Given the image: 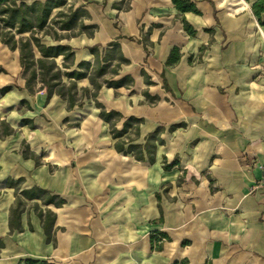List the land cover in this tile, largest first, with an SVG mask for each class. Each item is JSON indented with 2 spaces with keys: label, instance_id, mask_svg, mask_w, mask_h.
Listing matches in <instances>:
<instances>
[{
  "label": "crops",
  "instance_id": "obj_1",
  "mask_svg": "<svg viewBox=\"0 0 264 264\" xmlns=\"http://www.w3.org/2000/svg\"><path fill=\"white\" fill-rule=\"evenodd\" d=\"M38 1L46 0H23ZM194 1L200 14L180 12L172 0H67L55 8L36 35L72 47L68 71L95 65L90 48L103 58L116 42L128 62L118 67L113 58L97 81L133 79L73 109L57 94L47 101L40 83L30 94L19 50L0 39V117L16 130L2 136L0 128V264H264V26L256 0ZM61 12L76 14L71 26H62ZM174 48L179 59L168 64ZM56 61L62 66L63 56ZM89 76L77 80L79 98L95 89ZM96 100L123 115L118 130L128 117L143 119L136 144L165 128L153 162L116 149ZM23 141L42 164L23 156ZM19 179V191L39 186L64 203L26 200L23 230L12 231L10 181ZM35 203L56 214L51 241ZM156 231L169 236L160 250L151 245Z\"/></svg>",
  "mask_w": 264,
  "mask_h": 264
},
{
  "label": "trees",
  "instance_id": "obj_2",
  "mask_svg": "<svg viewBox=\"0 0 264 264\" xmlns=\"http://www.w3.org/2000/svg\"><path fill=\"white\" fill-rule=\"evenodd\" d=\"M248 1V0H247ZM176 8L180 12H194L200 14L194 0H172ZM67 0H46L45 2H35L27 5L23 0H0V39L4 44H7L11 50H19L20 63L22 67L23 77L26 79V89L30 94H35L40 83V89H46L47 101L51 99L54 94L62 97L68 101V109H73L75 106H83L84 97L96 98L99 92L104 87L118 88L125 84L131 85L133 79L131 77H124L118 80H109L105 85L100 84L97 78L102 76L110 66V60L118 58L119 65L128 62V60L117 50V43L111 42L109 46L112 47L111 51H107L106 55L101 58L99 47H91V51L96 56L95 65L89 62H82L78 64L80 70L68 71L74 63V52L72 47L65 44L58 45H45L41 42L40 38L36 35L37 31L44 30L49 25V20L55 8L66 5ZM252 11L258 18L260 25L264 26V0H256L252 5ZM60 16H68L67 21L62 23L63 27L71 26V22L76 16L75 13L68 15L61 12ZM53 22V20L51 21ZM185 28L190 34H195L193 27L187 22ZM31 32L30 36H24V33ZM19 34V39L16 38ZM34 47H37L40 52V57H36ZM118 52H117V51ZM63 56L64 62L62 66L58 65L56 59ZM179 59L178 49L174 48L168 59V64L173 63ZM93 73L89 76V72ZM115 72L118 69H114ZM0 72H5L4 68L0 67ZM89 76L91 83L94 85L93 93L89 89H83V95L78 97L77 80ZM64 77L70 80L69 84L64 82ZM10 87L2 89V93H6ZM96 105L100 109V116L110 124V132L112 137L117 140L116 149L125 154L131 153L139 161H145L147 158L150 162L155 160V155L158 145L164 143L161 134L165 131L162 126L158 127L155 131L149 133L145 137V143L136 144L135 141L140 137V125L143 119L134 116L128 117L123 123V129L118 130L116 127L123 115L115 110H107L102 103L96 100ZM179 127L173 125L170 131ZM0 128H2V136L14 134L16 132L5 120H1ZM130 130L132 133L129 134ZM127 135V137H125ZM22 147L24 148L23 156L26 158H33L36 165L42 164V160L34 152L31 151L30 146L23 141ZM179 164L176 158L171 164L167 163L164 159V168L171 169ZM23 179L18 181H10V184L16 190V201L11 208L10 226L11 230H23L21 225V216L25 210L27 201L40 199L44 205L55 204L61 206L64 200L59 196L52 195L50 191L43 189L39 186H34L30 189H23L19 191ZM159 197V195H158ZM35 208L42 220L43 228L47 236V240H53V228L56 220V214L51 209L43 210L35 203ZM163 239H169L166 233L155 232L151 235V245L153 249L160 250L163 247ZM4 247V243L0 238V250ZM28 264H49L47 261H34L28 259Z\"/></svg>",
  "mask_w": 264,
  "mask_h": 264
},
{
  "label": "built area",
  "instance_id": "obj_3",
  "mask_svg": "<svg viewBox=\"0 0 264 264\" xmlns=\"http://www.w3.org/2000/svg\"><path fill=\"white\" fill-rule=\"evenodd\" d=\"M261 170H262V179H261V183L260 186L264 188V164H262L260 166Z\"/></svg>",
  "mask_w": 264,
  "mask_h": 264
}]
</instances>
